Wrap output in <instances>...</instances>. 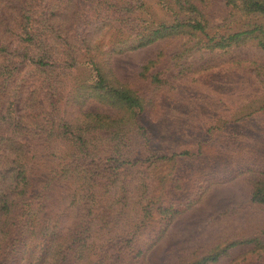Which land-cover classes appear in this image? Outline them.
I'll list each match as a JSON object with an SVG mask.
<instances>
[{"label":"rangeland","instance_id":"obj_1","mask_svg":"<svg viewBox=\"0 0 264 264\" xmlns=\"http://www.w3.org/2000/svg\"><path fill=\"white\" fill-rule=\"evenodd\" d=\"M238 6L0 0V155L24 157L33 167L28 198L47 205L25 239L32 254L20 250L17 263L194 264L227 249L206 264H264V205L251 201L264 183V48L257 32L213 47L221 36L264 29L263 16ZM194 21L204 33L152 36ZM52 27L78 62L61 51L45 68L31 62L40 55L29 35ZM109 90L132 91L141 108ZM58 164L65 178L46 191L41 179ZM33 209L14 215L36 217Z\"/></svg>","mask_w":264,"mask_h":264},{"label":"trees","instance_id":"obj_2","mask_svg":"<svg viewBox=\"0 0 264 264\" xmlns=\"http://www.w3.org/2000/svg\"><path fill=\"white\" fill-rule=\"evenodd\" d=\"M235 1H239L240 6L236 5ZM230 3H233L235 6L240 7L246 13V15H258L264 17V0H230ZM59 15L60 14H57V16ZM184 27L191 28L194 32L200 31L201 33H204L205 31V25L200 22H183L180 24L171 25L170 27L161 25L156 31L153 32L152 36L156 37L165 33H175L177 32L178 28L182 29ZM262 28L263 27L261 26H253L251 29L237 31L228 36H221L213 47H228L231 44L238 42L242 38L248 37L257 32V37L260 39L259 44L264 48V29ZM60 32L61 31L58 28L52 27L47 34L41 33V35H29L35 40L34 45L38 46L37 52L40 56L37 60L31 61L35 65H37V67H47L50 62L49 55L58 53L59 51H61L60 53H62L60 58H64L66 62L70 61L73 64L78 62L77 58L75 57V51L71 52L60 50V45L56 42L58 40L57 35H59ZM136 36H139V34H137ZM138 40H142L140 44H143L144 42H151V40ZM68 47L72 50L77 48L70 45H68ZM63 54H66V56L63 57ZM23 56L26 55L23 53ZM107 93H111L110 98H113L117 103L124 104L128 108H141L140 98L130 90H109L107 91ZM188 154V151H183L179 154L172 153L170 158L188 156ZM0 167V236L2 241V243L0 244V251H2L1 258L4 257L5 261V263L2 264H20L17 263V261L19 260L18 255H21L20 250L22 251V254L25 255V257H29L32 254L27 249L28 245L25 239L27 237L29 229L36 222L35 218H37V220H43V218L39 215L43 211L47 210V205L44 202L31 203L32 198H28V195L31 194L34 190L33 181L29 177V173L30 171H33V167H28L27 162L22 155H16L12 152L2 153L0 155ZM59 167L60 165L58 164L57 167L53 168V171L50 172L52 175L51 177L49 175H46L41 179V181L45 183L44 188L46 191L49 189V186L53 181H62L65 178L63 174H61L62 171H59ZM251 201L257 204L264 205V183L257 184V186L254 188L251 196ZM33 206V211L35 212L36 217H31L30 215L28 217H16L14 215L16 210H32ZM86 223L87 220H85L84 222L79 221L77 226L86 225L88 227V224ZM40 236L41 241L39 242L38 246H41V250L44 252L45 256V252L47 249H49L50 243L46 245L43 244V242L47 240L46 233H41ZM247 242H252V240L244 241V243ZM236 244L238 243H232L228 247L235 246ZM105 246L106 245L102 246V249ZM226 250L227 249L218 251L213 255L205 257L204 259H202V261L194 264H206L207 262H215L222 254L226 252ZM109 253L112 256V261H119L120 253H118V257H115V251H110ZM109 253H107V255ZM43 258L44 257L42 256L39 260H43Z\"/></svg>","mask_w":264,"mask_h":264}]
</instances>
